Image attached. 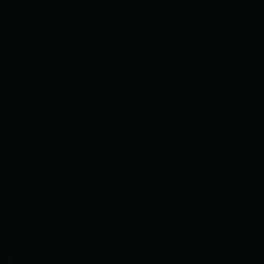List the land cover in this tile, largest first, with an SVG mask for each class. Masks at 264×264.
<instances>
[{"label": "water", "instance_id": "1", "mask_svg": "<svg viewBox=\"0 0 264 264\" xmlns=\"http://www.w3.org/2000/svg\"><path fill=\"white\" fill-rule=\"evenodd\" d=\"M74 1L0 0V188L40 155L56 180L11 223L53 232L46 264H264V0ZM131 123L116 186L82 180ZM77 182L105 194L87 220L59 196Z\"/></svg>", "mask_w": 264, "mask_h": 264}, {"label": "bare ground", "instance_id": "2", "mask_svg": "<svg viewBox=\"0 0 264 264\" xmlns=\"http://www.w3.org/2000/svg\"><path fill=\"white\" fill-rule=\"evenodd\" d=\"M97 1L99 0H94V2ZM74 7L77 9L75 13L80 14L81 12L83 13L86 12L88 9L91 10L92 4H87L86 6L83 7L81 2L75 0ZM74 18H78V17L74 16ZM122 21L124 20L122 19ZM52 29L53 27L51 28V30ZM84 29L88 32L90 30H94L95 24L89 20L86 21L84 20ZM126 70H127V66H125V71ZM66 94H70L71 96H73L75 94V91L72 87H70L69 90L66 92ZM66 96L67 95H64V97ZM131 126H133V123L126 126L125 129L123 128V126L121 129L118 128L120 130L118 133L120 136L116 138V141L115 139H113L114 140L113 144L108 141V138L100 139L99 143L103 144V149H100V152L103 153L101 154L97 152L94 153V158L91 161H89V163L86 166L83 165V167L85 168L83 169L82 180L90 182L94 179V177L98 178L101 175V170H105L106 167L111 165L107 161H105L106 157L112 154L111 148L114 146L115 143L122 146L123 141L126 139V137L130 136L129 133ZM53 153H55L54 150ZM2 158L3 155L0 154V162H2ZM35 160L37 161L36 164L27 163L23 168H21L19 165H16L14 168L8 171L5 177L9 178V180L5 181L3 183V187L0 188V205H2V210L5 211L9 207H13L11 211L12 213L4 214L0 217V264L4 262L8 252H10L11 256H20V258L17 259L21 260L25 264H46L47 263L46 259H44L43 257L44 249H46L48 246H52L53 245L52 242H55L56 240L54 239L51 242L50 235H54L53 232L51 231L50 232L44 231L43 233L37 231L36 233H33L35 228L32 225H27L26 221H23L22 225L20 224L18 226H15L11 223L12 221H16V224H18L20 221L27 219H29L28 221L29 224H31V221L35 223L39 221L38 219L34 218V215H36L35 213L37 211L35 205L38 206V201H41L43 199L42 197L44 196V193L50 188L51 183L55 184L56 180L54 181V179H50L49 177L51 175L50 171L46 175L49 169V160L41 155L35 157ZM6 161L9 162V160L7 159ZM2 163L4 165H7L5 162ZM87 167L92 168V171L94 172L93 176H91L89 179L87 178V172H88ZM109 172L110 171H108V173ZM114 180L117 181L115 177L111 179L107 177V181H105V183L104 181L99 180V183L96 181L93 184L97 186L99 189L104 188L105 186L106 189H113V187L116 186ZM67 181H71L69 175L67 177ZM56 184L59 188V184L57 182ZM86 184L79 183L76 184L73 189L70 190L65 189L64 192L59 193V196L63 197V201L71 204L74 207V211L76 212V214L80 215L81 218L84 220H87L85 216L88 212L90 211L93 212L95 210L96 208L95 205L97 204V202H99L103 198L105 199V194H103L102 192H100L99 194H95L91 192V194L89 195L82 196L84 192L90 191L89 188L86 189ZM27 186L32 190L20 189V188H26ZM102 191L104 192V189ZM27 203H31L30 205L31 208H29V205ZM81 203H85L86 205L84 206ZM4 206L7 207L5 208ZM17 210L20 211L18 212ZM25 213H29V214L27 215ZM57 217L63 218V216L57 215L55 221L57 220ZM55 221H54V225L59 223L58 220L56 223ZM48 222L49 221L47 219L44 220L45 224H47ZM84 225H88L89 227L90 223L87 222L82 226ZM84 230L86 235L89 236L91 235V232H89L88 228H84ZM18 236L20 238L23 236L24 241L20 243V246L17 247V244L20 240ZM26 241H28L27 244ZM30 242H33L35 246L34 247H31L32 245L28 246ZM9 243L11 244L16 243V244L11 249L8 246ZM89 250H91L92 252V246L89 247ZM149 253L154 254L156 252L151 251ZM79 254L80 256H85V251H82ZM45 256L46 257L48 256L47 258L50 257L48 254H46Z\"/></svg>", "mask_w": 264, "mask_h": 264}]
</instances>
